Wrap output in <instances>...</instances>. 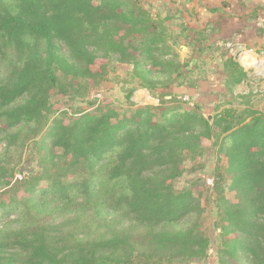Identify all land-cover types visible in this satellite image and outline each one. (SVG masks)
I'll return each mask as SVG.
<instances>
[{
  "label": "trees",
  "instance_id": "trees-1",
  "mask_svg": "<svg viewBox=\"0 0 264 264\" xmlns=\"http://www.w3.org/2000/svg\"><path fill=\"white\" fill-rule=\"evenodd\" d=\"M167 20L146 0H0V144L4 153L27 145L40 166L12 184L0 163V219L8 220L0 264L205 259L204 209L193 190L173 186L186 159L202 157L204 140L226 160L209 188L214 226L221 239L233 236L219 260L264 264V114L228 103L208 118L172 93L194 86ZM104 60L131 65L139 88L161 91L159 105L130 100L121 114L90 102L89 111L61 114L52 94L81 100L105 81V66L93 69ZM224 76L230 92L245 73L229 59Z\"/></svg>",
  "mask_w": 264,
  "mask_h": 264
},
{
  "label": "crops",
  "instance_id": "crops-1",
  "mask_svg": "<svg viewBox=\"0 0 264 264\" xmlns=\"http://www.w3.org/2000/svg\"><path fill=\"white\" fill-rule=\"evenodd\" d=\"M148 3L168 19L166 26L180 62H188V70L193 72L204 59L217 76L193 80L188 75L187 80L194 88L174 87L172 93L191 101L187 93L195 94L197 105L211 114L228 103H231L228 107L249 108L264 114V0H149ZM229 59L245 73L230 92L224 85L227 80L224 63ZM204 97L210 98L202 101Z\"/></svg>",
  "mask_w": 264,
  "mask_h": 264
},
{
  "label": "rangeland",
  "instance_id": "rangeland-1",
  "mask_svg": "<svg viewBox=\"0 0 264 264\" xmlns=\"http://www.w3.org/2000/svg\"><path fill=\"white\" fill-rule=\"evenodd\" d=\"M147 2L149 0H146ZM163 10V9H161ZM161 12V11H159ZM178 49V47H177ZM182 54V53H181ZM201 59L203 64L199 63L189 75L192 79L202 78L207 75L217 79V76L210 71L209 64ZM212 60L209 61L211 64ZM105 66V81L100 83L98 86L94 87L84 98L81 100L74 99L70 100L68 97L61 96L58 94H52L50 99L51 104H53L56 109L61 110V114H66L65 117H70L75 113L80 111L90 110L88 104L90 102H95V104L102 103V106H108L121 114H130L133 107L129 105L130 100L139 106L157 104L159 105V100L153 99L154 96L157 97L161 91H156L155 93H149L145 89H141L138 86V81L133 74V68L131 65L115 61H100L93 69H100V66ZM187 83L189 82L186 81ZM141 89V90H140ZM132 94L130 95V93ZM99 95V97H97ZM192 98V104H197L195 94L189 95ZM130 97L127 100V97ZM210 97H204L202 99L206 100ZM199 99V98H198ZM205 115L211 114V111L206 110ZM40 138H37L39 140ZM205 144V145H204ZM204 153L202 157H194V159L187 158L183 163V173L180 179L175 180L173 183L175 190H181L185 186L193 190L195 196H198L200 204L204 209V226L210 234L212 244L211 249L207 251V257L201 261L192 262L189 264H221L219 260V252L217 250H222V241H229L233 239V236H229L221 239L219 236V230L216 229L214 223L217 222L216 219V194L214 191H210L209 187L203 183L206 178H211L214 175V170L216 166L224 168L225 158L223 155H219L215 149H211V143L204 140ZM219 160V161H218ZM0 163L1 165L12 170L11 183L15 181H20L25 175L22 170L26 167L30 170H34L35 173L40 172V166L38 165L36 155L32 154L30 148L26 145L23 148L11 147L8 151L4 153V145L0 144ZM202 166V168H198ZM195 169V171H194ZM14 194L18 192L19 189L12 190ZM12 192V193H13ZM225 198L235 203V194L233 192H226ZM8 224V220L0 219V228ZM214 226V227H213ZM217 251V252H216ZM181 264V263H176ZM230 264V263H227Z\"/></svg>",
  "mask_w": 264,
  "mask_h": 264
},
{
  "label": "built area",
  "instance_id": "built-area-1",
  "mask_svg": "<svg viewBox=\"0 0 264 264\" xmlns=\"http://www.w3.org/2000/svg\"><path fill=\"white\" fill-rule=\"evenodd\" d=\"M229 47H230L229 45H226V48H229ZM97 97H99V95ZM182 99H183V101H188V97H183ZM205 184L209 188H211L213 186V180H212V178H206L205 179Z\"/></svg>",
  "mask_w": 264,
  "mask_h": 264
}]
</instances>
